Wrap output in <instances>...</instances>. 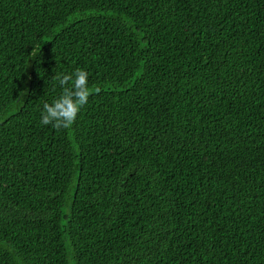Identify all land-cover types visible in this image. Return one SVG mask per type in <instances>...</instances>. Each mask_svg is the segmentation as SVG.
Returning <instances> with one entry per match:
<instances>
[{
	"label": "trees",
	"instance_id": "16d2710c",
	"mask_svg": "<svg viewBox=\"0 0 264 264\" xmlns=\"http://www.w3.org/2000/svg\"><path fill=\"white\" fill-rule=\"evenodd\" d=\"M0 264H264V0H0Z\"/></svg>",
	"mask_w": 264,
	"mask_h": 264
},
{
	"label": "clouds",
	"instance_id": "9594fccd",
	"mask_svg": "<svg viewBox=\"0 0 264 264\" xmlns=\"http://www.w3.org/2000/svg\"><path fill=\"white\" fill-rule=\"evenodd\" d=\"M53 79L58 82L61 94L51 103L45 102L41 111L42 125H51L57 131L67 130L75 123L81 109L88 103L89 96L99 94L100 87L90 88L88 74L77 68L71 74H56ZM24 92L20 94L21 97Z\"/></svg>",
	"mask_w": 264,
	"mask_h": 264
}]
</instances>
